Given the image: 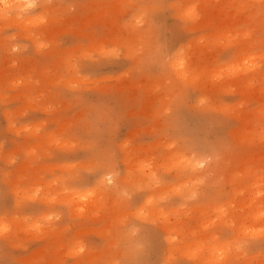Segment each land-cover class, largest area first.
I'll use <instances>...</instances> for the list:
<instances>
[{
    "label": "rangeland",
    "instance_id": "1",
    "mask_svg": "<svg viewBox=\"0 0 264 264\" xmlns=\"http://www.w3.org/2000/svg\"><path fill=\"white\" fill-rule=\"evenodd\" d=\"M35 2L0 17V264H201L179 248L168 261L163 227L207 244L216 227L199 222L217 217L206 204L231 194L227 174L243 160L240 173L257 179L223 209L235 228L243 216L253 226L244 205L264 207V0ZM238 129L253 138L237 141ZM176 152L202 163L167 171ZM155 173L203 179L191 199L165 194L166 218L140 215L146 195L163 193L146 187ZM242 249L222 264H264V236Z\"/></svg>",
    "mask_w": 264,
    "mask_h": 264
},
{
    "label": "bare ground",
    "instance_id": "2",
    "mask_svg": "<svg viewBox=\"0 0 264 264\" xmlns=\"http://www.w3.org/2000/svg\"><path fill=\"white\" fill-rule=\"evenodd\" d=\"M36 0H0V17L4 18H9V13L15 12L17 15L22 14L28 9L34 8ZM256 1V0H255ZM30 20V19H29ZM22 21V20H21ZM23 22V21H22ZM21 22V23H22ZM23 25V24H22ZM176 55V54H175ZM174 55V56H175ZM171 67L174 69V71H179L182 67L178 66L181 64L176 58V56L173 58L171 61ZM181 75V74H180ZM242 86H244L242 84ZM243 125V124H242ZM232 135L236 138L237 141L240 140H250L253 138V135L251 131H247V129H238L234 130ZM261 140H264V137L261 138ZM169 164L166 166L167 171H171L174 169H177V167H182L183 172L186 173L189 171V169L192 171H195L194 166L196 164L201 165L202 160L198 158H189L186 157L183 154H178L177 152L172 155L169 158ZM197 162V163H196ZM245 167L247 166V161L243 160L239 164L235 165L234 167L238 169L230 170V174L227 177V181L232 184V189H231V194H228L225 196L221 194H215L209 202H207L212 209L215 210L216 212V221H212V219H207L205 221L199 222L201 224L200 229H206L209 230L212 227L219 228H230L233 231V235L226 239V238H219L216 233L213 232L209 233L210 240L207 244L204 246L199 244L198 242H193L191 244L183 245L182 241H179L178 239H173L174 235H180V231H177V224L175 225H164L163 229L165 230L167 234L166 240V248H167V260L171 258L172 253L179 249H182L183 251L185 250L186 253H188L190 256H194L195 258L198 257V261L201 264H222V262L225 259H228L234 252H241L240 248L242 249V239L246 238L248 235L252 236H264V207L259 206V205H254V204H245L244 206H250V210L252 217L255 220V224L252 226H248L245 223V220L247 216H243L240 219V223L236 222L237 225L236 228L232 225L230 222V217L233 218V215L230 213H225V210L223 209L224 206H227V208L231 207L230 205L235 202L237 199L238 194L244 189L248 188L251 185V181L254 179H257V175L251 176V175H242L241 169L239 166ZM194 168V169H193ZM156 174V173H155ZM181 176V175H180ZM192 176V175H191ZM264 176V175H263ZM262 176V177H263ZM148 178V175H146ZM153 177V176H152ZM262 177L258 178V180H261ZM146 178V180H148ZM203 179L202 176L197 175V176H192V177H186L184 180L181 181L180 184L175 183V185L170 184H163L162 182H158V177L156 174V180H151L146 183V187L151 188L152 191H154L155 188V183H158L160 185V188H162V194L158 195L156 198L157 200H154V195L153 193H149L148 195L145 196L144 203L141 205L140 209H138V214L144 213L145 208H149V212L151 215L156 216H162L163 218H166L167 212L161 209V201L165 199V194L168 195V193L171 191L175 195H179L183 200H188L191 199L194 196L195 190L193 189L194 184L201 182ZM127 180V179H126ZM243 181L245 183L243 184ZM100 182L105 186V178L100 179ZM117 182V181H116ZM250 183V184H248ZM177 184V185H176ZM158 185V186H159ZM140 186H137L136 189H138ZM167 191V192H166ZM260 194H256L255 197L258 198ZM252 201V200H251ZM95 204V203H94ZM96 204H98V201H96ZM95 204V205H96ZM100 205V204H99ZM98 205V206H99ZM241 205V204H240ZM205 205L203 203L198 204V212L204 211L205 208H203ZM243 207V205H242ZM172 210L170 212L176 211V209L171 208ZM224 214V215H223ZM240 216L244 214V212L239 213ZM166 222L168 223V219H165ZM242 235V236H241ZM210 244V245H209ZM209 245V246H208ZM206 246V247H205ZM193 248V251L191 250ZM207 251H206V250ZM206 251L208 259L205 260L203 257V251ZM243 251V249H242ZM192 255H191V254Z\"/></svg>",
    "mask_w": 264,
    "mask_h": 264
},
{
    "label": "snow or ice",
    "instance_id": "3",
    "mask_svg": "<svg viewBox=\"0 0 264 264\" xmlns=\"http://www.w3.org/2000/svg\"><path fill=\"white\" fill-rule=\"evenodd\" d=\"M81 251H83V249H80Z\"/></svg>",
    "mask_w": 264,
    "mask_h": 264
}]
</instances>
